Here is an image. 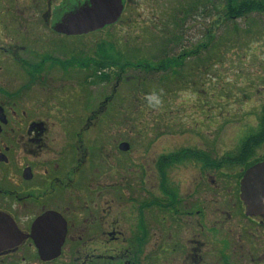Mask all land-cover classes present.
Listing matches in <instances>:
<instances>
[{
    "label": "flooded vegetation",
    "instance_id": "flooded-vegetation-1",
    "mask_svg": "<svg viewBox=\"0 0 264 264\" xmlns=\"http://www.w3.org/2000/svg\"><path fill=\"white\" fill-rule=\"evenodd\" d=\"M93 1L111 0H0V264H264V215L241 199L264 126L249 146L184 145L159 68L120 71L109 31L135 0H112L114 24L63 32Z\"/></svg>",
    "mask_w": 264,
    "mask_h": 264
},
{
    "label": "rangeland",
    "instance_id": "rangeland-1",
    "mask_svg": "<svg viewBox=\"0 0 264 264\" xmlns=\"http://www.w3.org/2000/svg\"><path fill=\"white\" fill-rule=\"evenodd\" d=\"M204 2L198 0L195 8V0H135L129 14L109 32L120 40L118 50L133 59L132 63L149 55L151 49H157L159 40L169 39L173 33H180L183 44L189 46L214 16L212 3L202 6ZM204 14H212V18ZM177 21H181L178 27ZM235 26L238 33L230 24L227 30L218 31L228 39V47H221L206 74L195 77V71L185 69L188 73L184 81L195 83V97L187 89L168 94L165 114L171 118V130L183 135L184 145L195 142V147H231L241 139L243 145L244 139L264 126V14L236 20ZM143 94L140 91L137 98ZM128 105L123 104L127 112ZM136 105L139 108L140 104ZM156 108L162 113V107ZM137 111L135 129H150L146 117ZM128 124L120 119V129H127ZM179 143L180 139L173 144Z\"/></svg>",
    "mask_w": 264,
    "mask_h": 264
},
{
    "label": "trees",
    "instance_id": "trees-1",
    "mask_svg": "<svg viewBox=\"0 0 264 264\" xmlns=\"http://www.w3.org/2000/svg\"><path fill=\"white\" fill-rule=\"evenodd\" d=\"M206 4H211L212 11L214 16H208L212 18L204 32L201 36L195 41V43L190 44L189 46L184 45L180 33L170 36L169 39L160 41L157 44V50H166V49H175L183 50V54L178 56H173L167 58L165 62L157 60L156 63L150 62V57L143 56V59L137 60L136 62L131 63L128 56L121 54L119 57V67L122 71L124 68L129 67L134 70H143L145 67L157 66L159 68V74L161 78L158 79L159 82L164 81L168 83V94H172L179 90H190L192 91V85L186 83L185 78L187 76L186 68L190 69L189 72L195 71V77L200 74H206L211 68V63L213 62V57H216V54L220 51L221 47L227 48L226 42L228 39L222 37L218 33L221 29L225 28L227 30V24L232 25V28L237 33L240 31L237 26H235L236 20L247 19L253 13L259 15L264 14V1H250V0H204ZM211 1V2H210ZM198 0H195V8ZM188 17V16H187ZM197 18V17H195ZM181 21H177L175 24L176 27L180 25ZM225 40V42H223ZM104 66L112 65L114 63L112 55H107L108 51H112L110 47H104ZM137 57V56H136ZM155 59V58H152ZM159 59V58H158ZM133 61V59L131 60ZM187 62V63H186ZM115 64V63H114ZM195 67V70L193 68ZM166 70V73L165 71ZM162 73V74H161ZM174 88V89H173ZM143 90H146L143 88ZM193 92V91H192ZM195 92V90H194ZM264 112V109H263ZM252 135L247 137L246 144L243 145L249 146L250 141L254 139Z\"/></svg>",
    "mask_w": 264,
    "mask_h": 264
},
{
    "label": "water",
    "instance_id": "water-1",
    "mask_svg": "<svg viewBox=\"0 0 264 264\" xmlns=\"http://www.w3.org/2000/svg\"><path fill=\"white\" fill-rule=\"evenodd\" d=\"M120 6V1H93L92 8L75 14L63 32L86 34L114 24L121 14ZM241 199L249 214L264 215V163L252 167L244 175L241 182Z\"/></svg>",
    "mask_w": 264,
    "mask_h": 264
}]
</instances>
